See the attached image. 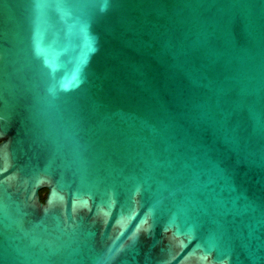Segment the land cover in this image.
I'll list each match as a JSON object with an SVG mask.
<instances>
[{"label":"water","instance_id":"1","mask_svg":"<svg viewBox=\"0 0 264 264\" xmlns=\"http://www.w3.org/2000/svg\"><path fill=\"white\" fill-rule=\"evenodd\" d=\"M0 264H264V0H0Z\"/></svg>","mask_w":264,"mask_h":264},{"label":"trees","instance_id":"2","mask_svg":"<svg viewBox=\"0 0 264 264\" xmlns=\"http://www.w3.org/2000/svg\"><path fill=\"white\" fill-rule=\"evenodd\" d=\"M45 194H46V190H43V191L40 192L41 201H44Z\"/></svg>","mask_w":264,"mask_h":264}]
</instances>
